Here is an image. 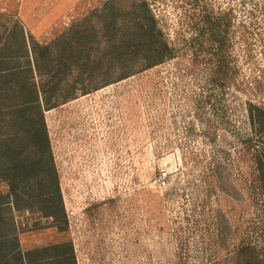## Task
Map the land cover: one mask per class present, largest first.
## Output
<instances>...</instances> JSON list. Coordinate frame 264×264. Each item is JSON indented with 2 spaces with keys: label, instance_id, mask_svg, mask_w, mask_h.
<instances>
[{
  "label": "rangeland",
  "instance_id": "374dc122",
  "mask_svg": "<svg viewBox=\"0 0 264 264\" xmlns=\"http://www.w3.org/2000/svg\"><path fill=\"white\" fill-rule=\"evenodd\" d=\"M228 11L233 52L264 103V0H0L1 54L22 29L72 57L54 80L34 75L37 84L64 85L50 91L62 101L44 116L69 225L61 232L13 210L23 250L71 243L77 264H230L258 222L240 204L236 169L226 194L205 205L189 191L166 200L165 175L181 167L180 155L155 153L142 75L112 82L126 63L111 58L129 50L133 23L154 18L172 40L202 15Z\"/></svg>",
  "mask_w": 264,
  "mask_h": 264
},
{
  "label": "trees",
  "instance_id": "16d2710c",
  "mask_svg": "<svg viewBox=\"0 0 264 264\" xmlns=\"http://www.w3.org/2000/svg\"><path fill=\"white\" fill-rule=\"evenodd\" d=\"M233 25L231 11L206 13L171 40L154 18L133 23L129 50L111 56L126 63L112 82L142 75L154 151L180 155L181 167L165 175L166 200L189 191L205 205L226 194L236 169L240 204L258 222L230 264H264V103L233 52ZM20 30L13 52L5 41L0 53V264H77L71 243L23 250L17 237L13 210L37 213L61 232L69 225L44 116L61 104L52 97L64 85L37 84L34 75L54 80L72 58Z\"/></svg>",
  "mask_w": 264,
  "mask_h": 264
}]
</instances>
